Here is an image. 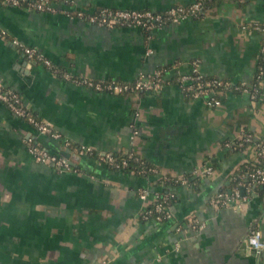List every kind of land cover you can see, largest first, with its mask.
<instances>
[{
    "label": "crops",
    "instance_id": "obj_1",
    "mask_svg": "<svg viewBox=\"0 0 264 264\" xmlns=\"http://www.w3.org/2000/svg\"><path fill=\"white\" fill-rule=\"evenodd\" d=\"M193 1L55 0L51 12L0 0V84L72 145L38 133L0 100V264H264V248L256 252L246 242L252 225L264 238V188L254 186L244 202L213 201L256 158L251 147L225 142L245 131L264 138V34L253 26L264 23V0H212L199 16L152 29L108 27L75 14L162 11ZM13 39L38 47L72 75L133 82L162 67L165 80L158 90L95 89L27 57ZM194 60L206 75L247 84L262 68L258 97L229 90L210 106L185 95L176 76ZM28 137L71 159L74 169L38 161ZM81 144L133 150L157 171L113 168L79 154ZM210 164L214 172L201 170ZM170 191V218L141 216L156 193ZM191 218L203 227L194 228Z\"/></svg>",
    "mask_w": 264,
    "mask_h": 264
},
{
    "label": "built area",
    "instance_id": "obj_2",
    "mask_svg": "<svg viewBox=\"0 0 264 264\" xmlns=\"http://www.w3.org/2000/svg\"><path fill=\"white\" fill-rule=\"evenodd\" d=\"M1 1L12 5L25 6L37 11L55 12L58 10L55 0ZM207 1L208 0H195L189 4H176L162 11L103 7L94 12L78 10L75 14L90 22L106 25L108 27L138 26L145 29H152L171 21H179L189 15L199 16L206 8ZM239 1L243 2L246 0ZM246 26L247 24H243V27ZM253 26L264 34V23H254ZM13 42L18 45L27 57L42 61L48 65V67L61 72L62 76L71 79L75 83L85 84L95 89H106L116 92L158 90L163 86L165 80L164 69L162 67L147 74H140L133 82H103L86 76H76L67 71H61L50 59L44 56L38 47L26 45L18 39H13ZM262 51L264 52V45ZM262 74L263 69L260 68L257 80L253 81L251 84H247L246 82H234L230 79L204 74L200 68L199 61L194 60L189 71L177 74L176 82L185 95L193 98H202L208 105L215 106L222 103V94L229 90L247 91L250 93L251 98L255 100L260 91L259 82ZM0 100L4 101L16 115L26 118L27 121L37 129L38 133L53 138H62L65 146L71 145V141L68 138H64L47 120L37 116L27 107L19 92L11 88H5L0 84ZM136 114H138V112H136ZM137 133L138 129L134 128L132 136H135ZM245 143H248L246 147L249 146L254 150L256 154L255 161L246 164V171L235 174L234 180H236L237 183L231 190H220L213 196V201H217L221 205H232L233 201L236 199L240 202H244L248 199L254 186H262L264 188V138L256 139L251 132L245 131L239 139L226 141L225 145L236 148L237 146H243ZM28 149L38 161L51 164L59 171L74 169L71 159L59 152L52 151L33 137H28ZM77 152L79 154L95 155L100 161L116 169H124L128 165L129 158H140L133 150L124 152L123 156L118 158L116 152L95 150L91 145L86 144L78 145ZM145 170V168H142V171ZM149 170L157 171V168L152 166L149 167ZM201 170L212 173L214 172V167L210 164L206 167H201ZM175 180H181L182 182L187 181L186 178ZM174 195L175 193L172 191L167 193H156L149 205L143 209L141 216L146 219L154 218L157 220L170 218L173 215L170 199L174 197ZM141 196L146 197V192H142ZM191 222L194 228L201 229L203 227V224L197 222L194 218H191ZM246 242L248 247L256 252H261L263 250L264 238L259 226L252 225L250 227L246 235Z\"/></svg>",
    "mask_w": 264,
    "mask_h": 264
},
{
    "label": "trees",
    "instance_id": "obj_3",
    "mask_svg": "<svg viewBox=\"0 0 264 264\" xmlns=\"http://www.w3.org/2000/svg\"><path fill=\"white\" fill-rule=\"evenodd\" d=\"M211 1L212 0H208L207 4L210 3ZM100 9H98V10H100ZM109 81H115V80H106L103 82H109ZM116 82H119V81H116ZM247 145H248V143H245L243 146H237L235 149H242V148H245ZM230 148H232V147H230ZM116 154L118 155V158H121L124 153H116ZM152 166L153 165L150 164L146 158H143L140 156V158H137V159L136 158H129L128 165L124 169L125 170H134L135 172H139V173H150L152 171L149 170V167H152ZM142 168H145L146 170L142 171ZM246 168L247 167L245 165L244 168L241 169V172L246 171ZM236 183H237V181L234 180L233 184L235 185ZM261 190H263V188H261ZM162 193H167V192H162ZM173 199H174V197H171V199H170L171 203H172ZM151 206H153V205H151Z\"/></svg>",
    "mask_w": 264,
    "mask_h": 264
}]
</instances>
